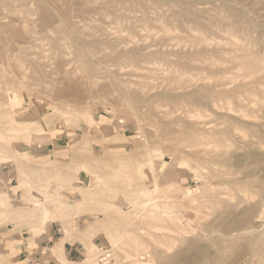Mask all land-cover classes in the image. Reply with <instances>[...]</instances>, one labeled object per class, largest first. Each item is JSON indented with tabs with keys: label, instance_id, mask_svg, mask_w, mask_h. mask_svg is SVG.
Returning a JSON list of instances; mask_svg holds the SVG:
<instances>
[{
	"label": "rangeland",
	"instance_id": "374dc122",
	"mask_svg": "<svg viewBox=\"0 0 264 264\" xmlns=\"http://www.w3.org/2000/svg\"><path fill=\"white\" fill-rule=\"evenodd\" d=\"M93 1L87 0L89 4L85 0L49 1L51 14L47 12L53 21L59 20L57 16L59 18L62 12H66L67 20L45 24L42 18L46 12L37 0H0V71L3 67L0 87L4 90L0 88V132L3 131L0 139L6 141L2 144L4 140H0V159L3 158L0 160V203L3 202L0 204V264H16L21 251L26 256L36 252L53 254L59 264H264V261L258 263L254 253L242 251L241 246V249L223 250L221 263L215 262L221 244L212 233L215 230L216 235H222L218 225L223 213L227 216L234 209L239 213L252 202L250 206L264 205V78H261L264 72L258 75V82L257 74L247 69L248 60H255L264 69L263 0ZM231 5L244 9V17L240 23L233 20L224 24L219 17ZM79 9L95 12L81 18ZM187 12L195 14L197 21L191 22ZM4 16L9 19L5 20ZM143 16L150 18L145 17V22L137 20ZM211 16H215L217 22L210 20ZM204 18V22L212 21L211 24L206 22L209 27L203 22ZM91 20L99 22V26L96 23L94 26ZM194 36L202 41L198 45L205 63L201 70L189 69L190 76L186 74L184 78L186 70L178 62L192 64V61L187 63L188 59H182L178 52L185 46L193 51L194 47L190 48L191 43L186 38L191 41ZM117 37L127 42L122 43ZM98 44L101 47H97ZM131 51L133 55H129ZM168 51H172L171 56ZM82 52L85 56H78ZM127 54L134 58L129 59ZM143 54L150 59H145ZM212 60L217 64L211 65ZM212 73H218L217 77ZM196 77L203 78L202 88L189 87ZM213 78L225 82L226 90L234 95L226 91L221 95L222 100H216L217 106L209 107L207 87ZM69 79L76 82L75 85L68 82ZM66 85L69 92L64 89L66 94H60L63 87L68 88ZM186 85L188 88L184 89ZM190 88H198L193 99H180L179 95L190 92ZM77 93L83 97L81 104L76 100ZM8 107L12 111L6 110ZM27 107L33 112L29 122H18V126L10 122L12 114L18 115ZM92 118L98 122L86 123ZM10 124L13 128L23 125L20 131L30 128V135L35 137L33 132H37L40 139L24 140L21 133L6 132ZM107 125L113 129L108 134H99L96 130ZM171 155L174 161L169 158ZM38 161L44 164L39 165ZM160 163H168L167 168L160 170ZM246 187L249 192L256 191L251 195ZM195 188L197 191L191 196L185 195L188 189ZM151 198L154 200L149 201ZM261 218L264 229V212ZM213 221L216 222L213 224ZM52 222L59 235L47 245L44 229ZM64 242L77 243L83 248L80 260L72 263L63 257L60 246ZM40 244L45 248L36 251ZM137 255L143 259L137 261ZM173 256L179 258L170 262Z\"/></svg>",
	"mask_w": 264,
	"mask_h": 264
},
{
	"label": "bare ground",
	"instance_id": "6f19581e",
	"mask_svg": "<svg viewBox=\"0 0 264 264\" xmlns=\"http://www.w3.org/2000/svg\"><path fill=\"white\" fill-rule=\"evenodd\" d=\"M38 1V3L40 2V5L42 6V8L45 10V12L46 13H44V16H43V18H42V20H43V22L45 23V24H49L50 22H52V23H56L57 21L59 22V21H62V22H64V21H66L67 20V14H66V12H62V13H59V18H58V16H57V19H59V20H57V21H53V19H52V17H51V15H49L48 14V12L50 13L51 12V9H52V7L51 6H48V4H47V2H49V1H53V0H37ZM86 1V3H87V0H85ZM109 1H111V2H119V1H121V0H109ZM163 1V0H162ZM228 1V0H227ZM238 1V0H237ZM92 2H94L93 0H91V3ZM99 2V1H98ZM127 2V1H126ZM138 2V1H137ZM223 2V1H222ZM226 2V1H225ZM34 3H36V2H34ZM96 3V2H95ZM94 3V5H96ZM128 3V2H127ZM251 3V2H250ZM255 3V2H254ZM258 3H259V1H258ZM262 3L264 4V0L262 1ZM262 3H260V4H262ZM21 4V3H20ZM87 4H89V3H87ZM103 4V3H102ZM138 4H139V2H138ZM227 4V3H226ZM251 4H253V3H251ZM257 4V3H256ZM28 4L26 3V6H27ZM31 5V4H30ZM85 5V4H84ZM106 5V4H105ZM114 5V4H113ZM128 5V4H127ZM223 5V4H222ZM221 5V6H222ZM39 6V5H38ZM85 6H89V5H85ZM92 6H93V4H92ZM97 6V5H96ZM101 6V5H100ZM139 6V5H138ZM140 6H141V4H140ZM228 6V5H227ZM238 6H240V5H238ZM250 6V5H249ZM259 6V5H258ZM25 7V6H24ZM24 7H23V9H24ZM94 7V6H93ZM101 7H103V5L101 6ZM107 7V6H106ZM117 7V6H116ZM119 7V6H118ZM144 7V6H143ZM165 7V6H164ZM219 7H220V5H219ZM218 7V8H219ZM225 7V6H224ZM223 7V8H224ZM236 6L234 5V8H232V5H231V8L230 7H227V8H225L224 9V11H222L223 12V15H222V17H219L220 18V20H221V22H223L224 24H228L229 22L231 23L233 20H235V22H236V24H237V22L238 23H240L239 21H241L242 19H243V17H244V14H245V11H244V9H239V8H235ZM246 7V5L244 6V8ZM30 8V7H29ZM38 8V7H37ZM56 8V7H55ZM83 8V7H82ZM89 8H90V6H89ZM96 7H94V9H95ZM98 8V7H97ZM104 8H105V6H104ZM129 8V7H128ZM134 8H136V7H134ZM139 8V7H138ZM181 8H182V6H181ZM181 8H180V10H181ZM222 8V9H223ZM31 9V8H30ZM54 9V8H53ZM93 9V8H92ZM101 9H103V8H101ZM100 9V10H101ZM109 9V8H108ZM112 9H114V8H112ZM111 9V10H112ZM131 9H132V7H131ZM221 9V8H220ZM247 9V8H246ZM249 9V8H248ZM14 10V9H13ZM12 10V11H13ZM19 10V9H18ZM38 10V9H37ZM47 10H49L48 12H47ZM106 10V9H105ZM116 10H118V9H116ZM116 10H114L115 11V13L116 14H118V16H119V13L118 12H116ZM134 10V9H133ZM144 10V9H143ZM54 11V10H53ZM90 11V12H89ZM104 11V10H103ZM144 11H148V10H144ZM157 11V10H156ZM196 11V10H195ZM194 11V12H195ZM254 11V10H253ZM26 12V11H25ZM36 12V11H35ZM34 12V13H35ZM91 12H95V11H93V10H86V11H84V10H82V9H79L78 10V16L79 17H84L85 15H86V13L88 14V13H91ZM100 12V11H99ZM107 12V11H106ZM205 12V11H204ZM211 11H209V13H210ZM16 13V12H15ZM55 13V12H54ZM109 13H112V12H110V9H109ZM114 13V14H115ZM172 13V12H171ZM178 13V12H177ZM181 13H183L182 12V10H181ZM205 13H208V12H205ZM204 13V14H205ZM213 13V12H212ZM247 13H250V12H247ZM22 14V13H21ZM51 14V13H50ZM100 14V13H99ZM106 14V13H105ZM123 14H126V13H123ZM144 14V13H143ZM180 14V13H179ZM178 14V15H179ZM187 14L189 15V19H190V21L191 22H196L197 20L196 19H198V17L196 18L195 17V14H192V13H189V12H187ZM217 14V13H216ZM260 14H262V13H260ZM2 15V14H1ZM8 15V14H7ZM11 15V14H10ZM14 15V14H13ZM19 15V14H18ZM32 15V14H31ZM91 15V14H90ZM132 15V14H131ZM130 15V16H131ZM138 15V14H137ZM147 15V14H146ZM154 15V14H153ZM168 15V14H167ZM207 15V14H206ZM209 15V14H208ZM218 15V14H217ZM55 16V17H56ZM103 16H105V15H103ZM117 16V15H116ZM115 16V17H116ZM138 16H140V15H138ZM200 16V15H199ZM205 16V15H204ZM216 16V15H215ZM215 16H211L210 17V20H215ZM246 16H248V15H246ZM250 16V15H249ZM89 17V16H88ZM100 17V16H99ZM114 17V18H115ZM122 17V16H121ZM121 17H120V19H121ZM126 17V16H125ZM132 18L134 17L133 15L131 16ZM146 18H147V16H145ZM145 17L143 16L142 17V19H137L138 21H144L145 22ZM156 17V16H155ZM1 18V17H0ZM4 19H5V16L3 17ZM2 18V20H3V22L2 23H4V19ZM80 18V19H81ZM123 18H124V15H123ZM127 18V17H126ZM132 18H131V20H132ZM150 18V17H149ZM149 18H147V20L149 19ZM161 18V17H160ZM179 18H181V17H179ZM257 18V17H256ZM7 19H9L8 17L5 19V20H7ZM87 19V18H86ZM90 19H91V17H90ZM94 19H96V17H94ZM153 19V18H152ZM171 19V18H170ZM252 20H253V18H251ZM263 19V18H262ZM1 20V19H0ZM19 20H20V18H19ZM102 20V19H101ZM119 20V19H118ZM157 20V19H156ZM219 20V21H220ZM246 20V19H245ZM38 21H41V20H38ZM96 21V20H95ZM95 21H93L92 22V20H91V23H93L94 24V26H95V23L97 22H95ZM100 21V20H99ZM104 21V20H103ZM121 21V20H120ZM128 21H130L129 19H128ZM161 21H162V18H161ZM166 21V20H165ZM199 21V20H198ZM205 21V18H204V20H203V22ZM208 20L206 19V22H207ZM216 22H217V20H215ZM254 21V20H253ZM21 22V21H20ZM88 22V21H87ZM86 21H85V23H87ZM105 22V21H104ZM115 22H116V20H115ZM133 22V21H132ZM131 22V23H132ZM159 22V21H158ZM158 22H157V25H158ZM206 22H204V23H206ZM210 22H212V21H210ZM209 21H208V23H210ZM247 22V21H246ZM2 23H1V25H2ZM5 23H6V21H5ZM5 23H4V26H5ZM15 23V22H14ZM31 23V22H30ZM43 23V24H44ZM60 23V22H59ZM80 23V22H79ZM90 23V24H91ZM99 23V22H98ZM98 23H96L97 25H98ZM101 23V22H100ZM121 23V22H120ZM123 23V22H122ZM130 23V24H131ZM156 23V22H155ZM162 23H163V21H162ZM169 23V22H168ZM208 23H206L207 24V26H208ZM219 23V22H218ZM234 23V22H233ZM22 24V23H21ZM27 24V23H26ZM40 24V23H39ZM45 24H44V27H46L45 26ZM63 24H65V23H63ZM62 24V25H63ZM89 24V23H88ZM87 24V25H88ZM92 24V25H93ZM125 24H126V22H125ZM128 24V23H127ZM132 24H134V23H132ZM136 24V23H135ZM134 24V25H135ZM197 24H199V23H197ZM205 24V25H206ZM211 24V23H210ZM255 26L256 25H258V24H255V23H253ZM252 24V25H253ZM24 25V24H23ZM56 25V24H55ZM58 25V24H57ZM78 25V24H77ZM80 25V24H79ZM91 25V26H92ZM96 25V26H97ZM100 25H105V24H100ZM107 25V24H106ZM109 25V24H108ZM165 25V24H164ZM183 25V24H182ZM200 25H201V23H200ZM204 25V26H205ZM10 26V25H9ZM25 26V25H24ZM32 26V25H31ZM38 26V25H37ZM41 26H43V25H41ZM73 26H74V24H73ZM72 26V27H73ZM83 26V25H82ZM99 26V25H98ZM119 26V25H118ZM185 26V25H184ZM206 26V27H207ZM237 26V25H236ZM255 26H254V28H255ZM28 27V26H27ZM30 27V26H29ZM43 27V28H44ZM50 27H51V25H50ZM85 27V26H84ZM88 27H89V25H88ZM125 27V26H124ZM145 27V26H144ZM197 27V26H196ZM199 27H201V26H199ZM209 27V26H208ZM250 27V26H249ZM253 27V26H252ZM22 28V27H21ZM82 27H80V29H81ZM117 28V27H116ZM120 28H121V26H120ZM129 28V27H128ZM132 28V27H131ZM161 28V27H160ZM185 28H186V26H185ZM198 28V27H197ZM210 28H211V26H210ZM242 28V27H241ZM259 28V27H258ZM85 29H87L86 27H85ZM89 29V28H88ZM101 29H104V27L102 26V28ZM106 29V28H105ZM110 29V28H109ZM149 29V28H148ZM187 29V28H186ZM208 29V28H207ZM262 29V28H261ZM22 30V29H21ZM67 30V29H66ZM70 30H71V28H70ZM89 30H92V29H89ZM93 30H94V28H93ZM92 30V31H93ZM116 30V29H115ZM121 30V29H120ZM250 30V29H249ZM253 30V29H252ZM263 30V29H262ZM69 31V30H68ZM73 31V30H72ZM82 31V30H81ZM85 31H88V30H85ZM109 31V30H108ZM118 31V30H117ZM116 31V32H117ZM137 31V30H136ZM141 31V30H140ZM162 31H163V29H162ZM170 31V30H169ZM196 31V30H195ZM242 31V30H241ZM261 31V30H260ZM45 32V31H44ZM70 32V31H69ZM103 32V31H102ZM105 32V31H104ZM121 32V31H120ZM190 32V31H189ZM28 33V32H27ZM73 33V32H72ZM86 33V32H85ZM84 33V34H85ZM90 33V32H89ZM88 33V34H89ZM94 33H95V31H94ZM108 33V32H107ZM111 33H113V31L111 32ZM135 33V32H134ZM146 33V32H145ZM166 33H168V32H166ZM173 33V32H172ZM255 33V32H254ZM262 33H264V32H262ZM46 34V33H45ZM48 34V33H47ZM70 34V33H69ZM68 34V35H69ZM87 34V33H86ZM85 34V35H86ZM93 34V33H92ZM109 34V33H108ZM119 34V33H118ZM81 35V34H80ZM84 35V36H85ZM90 35V34H89ZM114 35V37H115V35L116 34H113ZM113 35H111V36H113ZM150 35V34H149ZM167 35V34H166ZM196 35V34H195ZM261 35H263V34H261ZM260 35V36H261ZM25 36H27L28 37V35H25ZM30 36H32V35H30ZM70 36V35H69ZM68 36V37H69ZM118 36V35H117ZM120 37H122L121 35H119ZM160 36H162V34L160 35ZM174 36V35H173ZM177 36H178V34H177ZM245 36V35H244ZM5 37V36H4ZM71 37V36H70ZM73 37H74V35H73ZM76 37V36H75ZM120 37H117V38H119V39H121ZM132 37V36H131ZM145 37V36H144ZM170 37V36H169ZM185 37V36H184ZM262 37V36H261ZM32 38V37H31ZM50 39H51V37H49ZM58 38V37H57ZM85 38V37H84ZM83 38V39H84ZM103 38H104V35H103ZM110 38V37H109ZM157 38V37H156ZM29 39V38H28ZM68 39H70V38H67V40ZM76 39V38H75ZM74 39V40H75ZM114 39V38H113ZM119 39L117 40V42L119 41ZM125 39V38H124ZM135 39V38H134ZM141 39V38H140ZM157 39H159V38H157ZM165 39V38H164ZM261 39V38H260ZM262 39H263V37H262ZM51 40H53V39H51ZM57 40V39H56ZM63 40H64V38H63ZM138 40V39H137ZM178 40V39H177ZM182 40V39H181ZM25 41V40H24ZM55 41V40H54ZM111 41V40H110ZM116 41V40H115ZM114 41V42H115ZM122 41V39L120 40V42ZM124 42H127V41H125V40H123ZM123 41H122V43H123ZM139 41V40H138ZM169 41V40H168ZM186 41H188L189 43H191V45H190V48L191 47H194V50L193 51H190L189 50V48L188 49H185L186 48V46L184 47V48H181L180 49V52H178V53H181L180 55H182V59H183V57H184V59L186 58V59H188L186 62L188 63L190 60L192 61V64L189 62L188 64H182V62L183 61H177L178 63H181V65H182V67L186 70L185 71V74L183 75L184 76V78H187L186 76L188 75V77L190 76V74H189V69H193V70H201L202 69V65L205 63V61H202L201 59H203L202 58V48H200L199 49V45L198 44H200L202 41L197 37V36H194L192 39H191V41H189V40H187V38H186ZM185 41V42H186ZM198 41H200V42H198ZM239 41V40H238ZM257 41H258V39H257ZM11 42V41H10ZM20 42V41H19ZM19 42L17 43V44H19ZM21 42H23V41H21ZM59 42V41H58ZM77 42V41H76ZM99 42V41H98ZM177 42V41H176ZM184 42V41H183ZM185 42H184V44H185ZM240 42V41H239ZM71 43V42H70ZM129 43V42H128ZM169 43H170V41H169ZM172 43V42H171ZM175 43V42H174ZM244 43V42H243ZM259 43V42H258ZM264 43V42H263ZM14 44V43H13ZM76 44V43H75ZM95 44V43H94ZM100 44V43H99ZM97 45V47L98 46H100V45ZM102 44V43H101ZM119 44H121V43H119ZM149 44V43H148ZM179 44V43H178ZM177 44V45H178ZM239 44V43H238ZM23 45H25V44H23ZM68 45H69V43H68ZM68 45H66V47L68 46ZM72 45H73V43H72ZM118 45V44H117ZM133 45V44H132ZM142 45H143V43H142ZM7 46V45H6ZM14 46H16V45H14ZM21 46V45H20ZM28 46V45H27ZM92 46H93V44H92ZM114 46H115V44H114ZM135 46V45H134ZM137 46H139V45H137ZM136 46V47H137ZM197 46H198V48H197ZM240 46V45H239ZM264 46V45H263ZM95 47V49L97 48L96 46H94ZM101 47V46H100ZM117 47V46H116ZM119 47H120V45H119ZM122 47V46H121ZM149 47V46H148ZM201 47H203L202 45H201ZM23 48V47H22ZM107 48H110V47H107ZM107 48H105V49H107ZM114 48V47H113ZM131 48H133V47H131ZM241 48H242V46H241ZM1 49V48H0ZM9 49V48H8ZM25 49V48H24ZM24 49L22 50V51H24ZM30 49V48H29ZM75 49H76V46H75ZM78 49H79V46H78ZM82 49V48H81ZM91 49V51H93L94 50V48H90ZM115 49V48H114ZM123 49V48H122ZM124 49H126V48H124ZM150 49V48H149ZM167 49V48H166ZM203 49H205V48H203ZM19 50V49H18ZM80 50V49H79ZM79 50H78V52H79ZM84 50V49H83ZM82 50V51H83ZM86 50V49H85ZM84 50V51H85ZM97 50V49H96ZM111 50H112V48H111ZM158 50H159V48H158ZM163 50V49H162ZM164 50H165V48H164ZM169 50V49H168ZM239 50V49H238ZM243 50H244V48H243ZM243 50H242V52H243ZM250 50V49H249ZM248 50V51H249ZM29 51H31V50H29ZM76 51H77V49H76ZM83 51V52H84ZM113 51V50H112ZM115 51H116V49H115ZM137 51V50H136ZM204 51H206V49L204 50ZM203 51V52H204ZM80 52H81V50H80ZM83 52L82 53H79L80 55H78V54H76V55H78V56H80V57H82V55H84L83 54ZM105 52H107V51H105ZM109 52V51H108ZM111 52V51H110ZM147 52V51H146ZM146 52H144L145 54H146ZM159 52V51H158ZM166 51H164V53H165ZM215 52H217V51H214L213 53H215ZM263 52V51H262ZM24 53H27V52H24ZM23 53V54H24ZM77 53V52H76ZM91 53V52H90ZM92 53H94V52H92ZM102 53V52H101ZM120 53V52H119ZM125 53H127V52H125ZM124 53V55H126ZM129 53V52H128ZM131 54H129V55H133L132 53V51L130 52ZM168 53H169V55H170V53H172V51L171 52H169L168 51ZM246 53H247V51H246ZM249 53L250 52H248V55H249ZM30 54V53H29ZM70 54V53H69ZM82 54V55H81ZM112 54H114V53H112ZM135 54V53H134ZM145 54H143V56H144V58L145 59H150V57H145V56H147V55H145ZM149 54V53H148ZM156 54V56H158V54L157 53H155ZM14 55V54H13ZM28 55V54H27ZM37 55V54H36ZM85 55H86V51H85ZM84 55V56H85ZM107 55V54H106ZM117 55H119V54H117ZM123 55V54H122ZM138 55V54H137ZM141 55V54H140ZM167 55V54H166ZM172 55V54H171ZM170 55V56H171ZM240 55H242L241 53H240ZM247 55V56H248ZM251 55V54H250ZM14 56H16V55H14ZM24 56H26V55H24ZM67 56V55H66ZM84 56H83V58H84ZM119 56H121V54L119 55ZM127 56H128V54H127ZM136 56V55H135ZM151 56V55H150ZM168 56V55H167ZM213 56H214V54H213ZM244 56V55H243ZM242 56V57H243ZM254 56V55H253ZM262 56V55H261ZM19 57V56H18ZM86 57H88V56H86ZM101 57H103V56H101ZM112 57V56H111ZM122 57V56H121ZM120 57V58H121ZM125 57V56H124ZM129 57V59H133L134 58V56H133V58L131 57V56H128ZM131 57V58H130ZM152 57V56H151ZM178 56H176V58H177ZM180 57V56H179ZM217 57V56H216ZM251 57V56H250ZM259 57V56H258ZM15 58V57H14ZM36 58H37V56H36ZM71 58V57H70ZM115 58H117V57H115ZM136 58V57H135ZM143 58V57H142ZM207 58V57H206ZM220 58V57H219ZM247 58V57H246ZM245 58V60H248V59H246ZM16 59H17V57H16ZM20 59V58H19ZM25 59V58H24ZM28 59V58H27ZM110 59V58H109ZM124 59H126V58H124ZM138 59V58H137ZM140 59V58H139ZM138 59V60H139ZM144 59V60H145ZM153 59V58H152ZM159 59V58H158ZM157 59V60H158ZM181 59V60H182ZM185 59V60H186ZM14 60V59H13ZM119 61H121L122 62V60L123 59H118ZM204 60V59H203ZM256 60H257V58H256ZM11 61V60H10ZM18 61V60H17ZM16 60H15V62H16V64L18 63ZM20 61V60H19ZM106 61V60H105ZM126 61V60H125ZM141 61V60H140ZM147 61V60H146ZM160 61V60H159ZM255 61V60H254ZM254 61H249L248 60V67H247V69H249V71H250V73L251 74H257V76L255 75V77L256 78H258V75L260 74V76H262V73L264 72V69L263 68H261V66L259 65V64H257L256 63V61L254 62ZM258 61H260V60H258ZM14 62V63H15ZM27 62H28V60H27ZM33 62V61H32ZM35 62V61H34ZM87 62V61H86ZM102 62H103V60H102ZM143 62H145V61H143ZM143 62H141V63H143ZM148 62V61H147ZM169 62V61H168ZM185 62V61H184ZM210 62V61H209ZM243 62H244V60H243ZM7 63V62H6ZM116 63V62H115ZM119 63V62H118ZM138 63V62H137ZM167 63V62H166ZM170 63V62H169ZM245 63V62H244ZM262 63V62H261ZM15 64V65H16ZM28 64V63H27ZM88 64H90V63H88L87 62V65ZM101 64V63H100ZM144 64V63H143ZM168 64V63H167ZM191 66H190V65ZM211 65H215V64H217V62H216V60H212V62L210 63ZM23 65V64H22ZM83 65H84V63H83ZM86 65V66H87ZM169 65V64H168ZM168 65H166V66H168ZM172 65V64H171ZM179 65V64H178ZM177 65V66H178ZM242 65V64H241ZM262 65H264L263 63H262ZM3 66H5V65H3ZM21 66V65H20ZM24 66H25V64H24ZM133 66V65H132ZM166 66H165V69H166ZM175 66V65H174ZM174 66H173V68H174ZM243 67L245 66L244 64L242 65ZM247 66V65H246ZM10 67H11V65H10ZM22 67L23 66H21V69L20 70H22ZM26 67V66H25ZM24 67V68H25ZM87 67H90V66H87ZM95 67V66H94ZM172 67V66H171ZM17 68V70H18V66L16 67ZM23 68V69H24ZM86 68V67H85ZM2 69H3V67L1 68V71H2ZM82 70H83V67L81 68ZM89 69V68H88ZM246 69V70H247ZM25 70V69H24ZM29 70V69H28ZM164 70V69H163ZM189 70V71H188ZM1 71H0V74H1ZM181 71H183V70H181ZM3 72V71H2ZM22 72V71H21ZM25 72V71H24ZM30 72V71H29ZM77 72V71H76ZM84 72V71H83ZM87 72H89V71H87ZM96 72V71H95ZM99 72V71H98ZM106 72V71H105ZM192 72V71H191ZM199 72V71H198ZM248 72V71H247ZM4 73H6V72H4ZM20 73V72H19ZM78 73H79V71H78ZM90 73H93L92 71H91V69H90ZM88 74V75H91V74ZM196 73V72H195ZM195 73H193V74H195ZM18 74V73H17ZM21 74V73H20ZM33 74V73H32ZM94 74V73H93ZM179 74V73H178ZM187 74V75H186ZM198 74V73H197ZM213 75V77H214V75L217 77V74L218 73H212ZM2 75V74H1ZM0 75V76H1ZM87 75V79H88V76ZM198 75H200V74H198ZM75 76V75H74ZM182 76V77H183ZM201 76V75H200ZM211 76V77H212ZM247 76H248V74H247ZM263 76H264V74H263ZM76 77V76H75ZM92 77V76H91ZM91 77H90V80H91ZM174 77H176V76H174ZM210 77V78H211ZM254 77V78H255ZM193 78H195V77H193ZM255 78V79H256ZM260 78V77H259ZM259 78L257 79L258 80V82H259ZM262 79L264 78V77H261ZM1 79V78H0ZM179 79V78H178ZM181 79V78H180ZM216 79V78H215ZM214 78H213V82H212V84H209L208 85V87H207V89H208V96H209V102L207 101V105H209V107L210 106H213V107H215V106H217V104H216V100L217 99H220L221 98V95H222V93H225L226 91L228 92V90H226L227 88H225V86L227 85L225 82H222L221 80H220V82L219 81H217V80H215ZM2 80V79H1ZM73 80H74V78H73ZM183 80V79H182ZM189 80V78L187 79V81ZM191 81L192 80H194V79H190ZM203 80V78L201 79V78H197L196 77V79L193 81V82H190V84H189V87H198V88H202V86H203V84L202 85H200V81H202ZM210 80H212V78L210 79ZM215 80V81H214ZM254 80V79H253ZM253 80H252V82H253ZM89 81V80H88ZM204 81V80H203ZM263 81V80H262ZM64 82H67V81H64ZM68 82H72V83H74L73 81H71L70 79H69V81ZM173 82H175V81H173ZM255 82V81H254ZM253 82V83H254ZM257 82V83H258ZM261 82V81H260ZM0 83H1V81H0ZM18 83V82H17ZM76 83V82H75ZM75 83H74V85H75ZM89 83H91V82H89ZM88 83V84H89ZM179 83H180V81H179ZM203 83V82H202ZM15 84V83H14ZM93 84V81H92V83L89 85V86H91ZM177 84V83H176ZM181 84H183V83H181ZM186 84V83H185ZM187 84H188V82H187ZM205 84V83H204ZM248 84V83H247ZM64 85H65V83H64ZM68 85H71V83L69 84L68 83ZM73 85V84H72ZM73 85V87H75ZM94 85V84H93ZM199 85V86H198ZM206 85V84H205ZM244 85V84H243ZM242 85V86H243ZM245 85H246V83H245ZM256 85V84H255ZM18 86H19V84H18ZM67 86V85H66ZM187 86V85H186ZM186 86H184L183 88L184 89H186V88H188V86L186 87ZM207 86V85H206ZM239 86H241V85H239ZM2 87V86H1ZM0 87V88H1ZM68 88H64L63 87V91H62V93L60 92V94H62V95H64V94H66L65 93V91H64V89H66V91L68 90V89H70L69 88V86H67ZM72 87V86H71ZM92 87V86H91ZM94 87V86H93ZM238 87V86H237ZM246 87V86H245ZM244 87V88H245ZM254 87V86H253ZM176 88V87H175ZM180 88H181V86H180ZM183 88H181V89H183ZM198 88H190L191 90H190V92H183V93H181L180 95H179V98L180 99H182V100H192L193 99V96L195 95V89H198ZM252 88V87H251ZM62 89V88H61ZM73 89V88H72ZM77 89V88H76ZM204 89V88H203ZM203 89H201V90H203ZM235 89V88H234ZM2 90H3V87H2ZM79 90V89H78ZM177 90V89H176ZM188 90V89H187ZM201 90H199L200 92H202ZM4 91V90H3ZM3 91H2V93H3ZM60 91V90H59ZM79 91H81V90H79ZM205 90H203V92H204ZM7 92V91H6ZM63 92H64V94H63ZM67 92H69V91H67ZM76 90H75V92H73V93H75L76 94ZM197 92H198V90H197ZM11 93V92H10ZM199 93V92H198ZM205 93V92H204ZM206 93H207V91H206ZM205 93V94H206ZM229 93V92H228ZM231 93H233V92H231ZM231 93H229L230 95H231ZM6 94V93H5ZM19 94V93H18ZM79 94H81V93H79ZM197 94V93H196ZM241 94V93H240ZM239 94V95H240ZM8 95V94H7ZM11 95V94H10ZM161 95V94H160ZM198 95H200V94H198ZM230 95H226V97L227 96H230ZM234 95V94H233ZM233 95H231V96H233ZM236 95H238V94H236ZM238 95V96H239ZM27 96V95H26ZM30 96V95H29ZM127 96V95H126ZM205 96V95H204ZM207 96V97H208ZM224 97H225V94L223 95ZM237 96V97H238ZM5 97H7L8 98V96H5ZM156 97V96H155ZM163 97V96H162ZM200 98V97H199ZM223 98V97H222ZM222 98H221V100H222ZM230 98V97H229ZM246 98V97H245ZM201 99V98H200ZM231 99V98H230ZM236 99H238V98H236ZM235 99V100H236ZM76 100H77V102H79L80 104H81V102H82V100H83V97H81V96H79L78 95V93H77V96H76ZM145 100V99H144ZM201 101V100H200ZM204 101V100H203ZM219 101V100H218ZM206 102V101H205ZM228 102V101H227ZM232 102V101H231ZM11 103V102H10ZM221 103H222V101H221ZM235 103V102H234ZM243 103V102H242ZM246 103V102H245ZM248 103V102H247ZM220 104V103H219ZM229 104V103H228ZM240 104H241V102H240ZM244 104V103H243ZM238 105V104H237ZM246 105H248V104H246ZM2 106V105H1ZM6 107L8 106V104L7 105H5ZM219 106H221V105H219ZM234 106V105H233ZM250 106V105H249ZM223 107V106H222ZM225 107V106H224ZM236 107V106H235ZM240 107V106H239ZM245 107H248V106H245ZM3 108H4V106H3ZM2 107H1V109H3ZM12 108V107H11ZM219 108H221V107H219ZM226 108V107H225ZM238 108V107H237ZM212 109H214V108H212ZM227 109V108H226ZM247 109V108H246ZM3 110H5V109H3ZM6 110H10V108L8 107ZM238 110V109H237ZM237 110H235V111H237ZM241 110V109H240ZM10 111H12V110H10ZM47 111V110H46ZM215 111V110H214ZM224 111V110H223ZM229 111V110H228ZM231 111H233V109H231ZM225 112V111H224ZM47 113V112H46ZM227 113V112H226ZM11 114V113H10ZM55 114V113H54ZM230 114V113H229ZM234 114V113H233ZM236 114V113H235ZM13 115V116H12ZM11 116H12V118H11V123H16V125L18 126V122H21V121H28V120H30L32 117H33V112L32 111H30V109H29V107H27V108H25L24 109V111L22 112V113H20V114H12ZM55 116V115H54ZM83 116V115H82ZM230 116V115H229ZM79 117V116H78ZM222 117H224V116H222ZM9 118V117H8ZM91 118V117H90ZM61 119V118H60ZM60 119H58V120H60ZM147 119V118H146ZM239 119V118H238ZM7 120V119H6ZM40 120H41V118H40ZM90 121L89 122H86V123H92V124H94V123H96V122H98L97 120H95V119H93L92 118V120L91 119H89ZM5 121V120H4ZM37 121H38V123H39V119H37ZM61 121V120H60ZM62 121H63V119H62ZM79 121V120H78ZM29 122V121H28ZM57 122V121H56ZM55 122V123H56ZM64 122V121H63ZM103 122V121H102ZM237 122V121H236ZM101 123V122H100ZM7 124V123H6ZM23 124V123H22ZM33 124H35V123H33ZM103 124V123H102ZM204 124V123H203ZM202 124V125H203ZM207 124V123H206ZM232 124V123H231ZM15 125V124H14ZM21 127H12V125L10 124L8 127H10L11 126V128L10 129H8L9 131H6V132H11V133H13V135L14 134H16V135H20L19 133H21V135H23V138L22 139H24L25 140V138H31V140L33 139V138H36L37 136H38V133L36 132V133H34L33 132V134H34V136L35 137H33V136H31L30 135V128H27L26 129V131H20V128H22V127H24L23 125H21V124H19ZM37 125V124H36ZM35 125V126H36ZM198 125V124H197ZM197 125H196V128H197ZM201 125V126H202ZM205 125V124H204ZM209 125V124H208ZM213 125V124H212ZM218 125H220V124H218ZM234 125V124H233ZM3 126V125H2ZM200 126V125H199ZM207 126V125H206ZM210 126V125H209ZM232 126V125H231ZM236 126H237V124H236ZM54 127H55V124H54ZM194 128V127H193ZM195 128V129H196ZM214 128V127H213ZM237 128V127H236ZM236 128H235V130H236ZM232 129V128H231ZM30 130V131H29ZM96 130L98 131V133L99 134H105V133H109V132H112L113 131V129H112V127H109L108 128V125L107 126H99V127H97L96 128ZM163 130V129H162ZM197 130V129H196ZM233 130V129H232ZM238 130V129H237ZM229 131V130H228ZM1 132H3L2 130H1ZM0 132V133H1ZM6 132L4 133V134H6ZM15 132V133H14ZM118 132V131H117ZM221 132V131H220ZM220 132L218 133L219 135H220ZM233 132V131H232ZM10 133V134H11ZM161 134L163 133V135L165 134V132H160ZM169 133V132H168ZM171 133V132H170ZM195 133H197V132H195ZM9 134V137L12 135H10ZM59 134V133H58ZM57 134V135H58ZM116 134H118V133H116ZM122 134V133H121ZM166 134H167V132H166ZM227 134V133H226ZM1 135H2V133H1ZM12 135V138H16V140H18L17 139V137H15V136H13ZM119 135V134H118ZM172 135H174L175 136V134H172ZM198 135V134H197ZM223 135H225L224 133H223ZM31 136V137H30ZM167 136H168V134H167ZM225 136H229V134L228 135H225ZM8 137V138H9ZM33 137V138H32ZM58 137V136H57ZM7 138V139H8ZM12 138L10 137L9 138V140H11L10 141V143L11 142H13L12 141ZM18 138H20V136L18 137ZM172 138V137H171ZM175 138V137H174ZM174 138H173V141H174ZM6 139V138H5ZM22 139H21V142H23L22 141ZM40 139V137L38 138H36V139H33V141L35 142V141H37V140H39ZM169 139H170V137H169ZM204 139V138H203ZM0 140H4L3 138H1ZM9 140H8V142H9ZM15 140V141H16ZM27 140V139H26ZM28 140H30V139H28ZM30 140V141H31ZM127 140V139H126ZM170 140H172V139H170ZM200 140V139H199ZM15 141H14V143H15ZM45 141H47V140H45ZM128 141V140H127ZM203 141V140H202ZM2 142V141H1ZM6 141L4 140V142H2V144L3 143H5ZM17 142V141H16ZM25 142H27V141H25ZM32 142V141H31ZM129 142V141H128ZM205 142V141H204ZM20 143V142H19ZM130 143V142H129ZM1 144V143H0ZM32 144V143H31ZM118 144H120V142L118 143ZM202 144H204V143H202ZM28 145V144H27ZM32 145H34V144H32ZM154 145V144H153ZM8 146V145H7ZM204 146V145H203ZM208 146V145H207ZM4 147V146H3ZM9 148V147H8ZM5 149H7V148H5ZM11 150H12V147L10 148ZM154 149V148H153ZM155 149H156V147H155ZM154 149V152H155V154H157V149L155 150ZM160 149H161V146H160ZM207 149V148H206ZM8 152H9V150H8ZM177 153L176 154H179L178 153V150L176 151ZM17 153H19V152H17ZM16 156H18V155H16ZM7 157V156H6ZM5 157V158H6ZM12 158V157H11ZM169 158H171V160L172 161H174V156H170ZM176 158H178V157H176ZM175 158V160H177ZM2 159L3 158H1L0 160L2 161ZM7 159V158H6ZM14 159V158H13ZM3 161H5V160H3ZM10 161V160H9ZM171 161V162H172ZM178 161V160H177ZM36 163H39V165H41V164H44V162L43 161H38V162H36ZM204 163V162H203ZM161 164V163H160ZM158 164L159 165V167H160V170H162L164 167H166L167 166V164L168 163H165V164ZM175 164V163H174ZM209 164V163H208ZM170 165V164H169ZM23 166H25V165H23ZM212 167V166H211ZM167 168V167H166ZM165 169V168H164ZM161 172V171H160ZM222 172V171H221ZM227 175V174H226ZM233 175V174H232ZM214 176V175H213ZM248 176V175H247ZM247 176H245L244 178H246ZM253 176V175H252ZM214 178H215V176H214ZM233 178V177H232ZM242 178H243V176H242ZM243 178V179H244ZM251 178V177H250ZM255 178V177H254ZM253 179V178H252ZM223 180V179H222ZM254 180V179H253ZM259 180V179H258ZM248 182V181H247ZM254 182H257V181H254ZM232 183H234V182H232ZM245 183V182H244ZM251 182H249V184H250ZM260 183V181L258 182V184ZM221 184V183H220ZM252 184H255V183H252ZM257 184V183H256ZM234 185H236V184H234ZM239 186L241 185V184H238ZM247 184L245 183L244 184V186H246ZM238 186V187H239ZM243 186V185H242ZM251 186V185H250ZM255 187V186H254ZM258 187V188H257ZM256 188L257 189H261V187H259V186H257ZM243 188H245V187H243ZM242 188V189H243ZM251 188H252V186H251ZM250 188V189H251ZM264 188V187H263ZM246 189H247V187H246ZM187 190V189H186ZM193 191L195 192V191H197V189L195 188L194 190H187L186 192H185V195L186 196H191L192 195V193H193ZM244 191H246V190H244ZM247 191H248V189H247ZM252 191V192H251ZM250 192H249V194H253V192H255L254 190H251ZM258 191V190H257ZM243 192V191H242ZM263 193H264V190L262 191ZM244 193V192H243ZM243 193H242V195H243ZM195 194V193H194ZM248 194V193H247ZM248 194V195H249ZM247 195V196H248ZM250 195V196H251ZM247 196H245V197H247ZM263 196V195H262ZM193 197V196H192ZM240 197H242V196H240ZM249 197V196H248ZM251 198H253V196H251ZM241 199V198H240ZM248 199H250V198H247V200ZM262 199H263V197H262ZM154 200V198H151L149 201H153ZM247 200H245V202H247ZM261 200V199H260ZM259 200V201H260ZM259 201H257L258 203H259ZM242 202V201H241ZM249 202V201H248ZM3 202H1L0 204H2ZM253 203V202H252ZM251 203V204H252ZM241 204V203H240ZM247 203H245V205H246ZM251 204H249V207H248V205H246L245 207V209H243L241 212H239V213H235L236 211H235V209H234V211L233 212H229V214L227 215V216H225L224 214L225 213H223V217L221 218V220L219 221V223H220V225H218L219 226V228H221V231L220 232H222V235H220V236H218L219 234H217L216 235V231L215 230H212V233H214L215 235L214 236H217V237H215L216 239H217V241L218 242H220V247H218L217 248V252H216V257L214 258L215 259V262H220L221 263V259H223L222 257V255H221V253H222V251L223 250H229V249H236L237 247H239L238 249H241L242 248V251H243V249H244V251H250V252H252V253H254V256H256V259H257V261H258V263H262L263 261H264V229L262 228V224H261V214L264 212V205L263 206H261V205H259V204H255V205H252V206H250ZM144 205H146V204H144ZM0 207H1V205H0ZM197 207V206H196ZM224 207V206H223ZM229 207V206H228ZM232 207V206H231ZM202 208V207H201ZM224 208H226V207H224ZM236 208V207H235ZM227 209V208H226ZM237 209V208H236ZM238 210V209H237ZM227 211H230V210H226V212ZM239 211V210H238ZM220 212V211H219ZM219 214H222L221 212L219 213ZM215 219L217 220L218 218H216L215 217ZM214 222H216V221H213L212 223L214 224ZM217 222H218V220H217ZM209 225V224H208ZM210 225H211V223H210ZM209 225V228L210 227H212V226H210ZM219 228L217 229L218 231H219ZM215 229V228H214ZM211 233V232H210ZM191 243H194V242H192L191 241ZM189 245V244H188ZM192 245V244H191ZM240 246H241V248H240ZM246 251V252H247ZM237 252H239V250H237ZM249 252V253H250ZM239 253H241V252H239ZM249 253H247V254H249ZM177 254H179V253H177ZM243 255V254H242ZM250 255V254H249ZM237 256H239L238 254H237ZM160 257V256H159ZM170 257V256H169ZM136 258H138L137 259V261L138 260H140L141 258H140V256H136ZM167 258V257H166ZM178 256L177 257H171L170 258V262H175L176 260H178ZM143 259V258H142ZM141 259V260H142ZM167 260V259H166ZM165 260V261H166ZM232 260V259H231ZM230 261V260H229ZM231 262V261H230ZM93 263V262H92ZM228 263V262H227ZM111 264V263H110ZM217 264V263H216Z\"/></svg>",
	"mask_w": 264,
	"mask_h": 264
},
{
	"label": "crops",
	"instance_id": "0c3cea01",
	"mask_svg": "<svg viewBox=\"0 0 264 264\" xmlns=\"http://www.w3.org/2000/svg\"><path fill=\"white\" fill-rule=\"evenodd\" d=\"M57 235H59V231L54 222L46 224L44 229L45 244L47 242L48 245L53 240L57 239ZM40 245L39 247H37L36 251L45 248V246ZM78 245L79 244L77 243L70 244L69 242H64L62 246H60L61 253L67 261H71L72 263H74L80 260L83 255L81 252L83 248H79ZM17 257V261L15 262L16 264H59L57 258L53 256V254L49 253L36 252L32 256H26L24 252L21 251Z\"/></svg>",
	"mask_w": 264,
	"mask_h": 264
}]
</instances>
